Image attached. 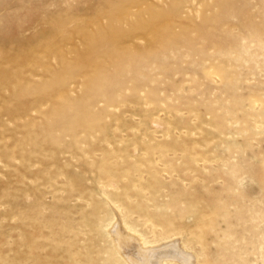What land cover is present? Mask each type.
<instances>
[{
  "label": "rangeland",
  "instance_id": "obj_1",
  "mask_svg": "<svg viewBox=\"0 0 264 264\" xmlns=\"http://www.w3.org/2000/svg\"><path fill=\"white\" fill-rule=\"evenodd\" d=\"M116 216L264 264V0H0V264H126Z\"/></svg>",
  "mask_w": 264,
  "mask_h": 264
},
{
  "label": "bare ground",
  "instance_id": "obj_2",
  "mask_svg": "<svg viewBox=\"0 0 264 264\" xmlns=\"http://www.w3.org/2000/svg\"><path fill=\"white\" fill-rule=\"evenodd\" d=\"M118 217L113 220L115 224L109 228V234L126 264H193V254L185 250L179 240L152 244Z\"/></svg>",
  "mask_w": 264,
  "mask_h": 264
}]
</instances>
